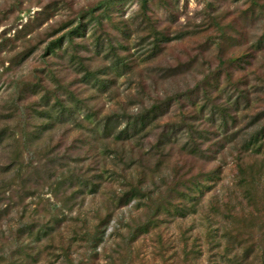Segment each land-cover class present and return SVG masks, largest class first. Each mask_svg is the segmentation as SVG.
Masks as SVG:
<instances>
[{"label":"rangeland","instance_id":"1","mask_svg":"<svg viewBox=\"0 0 264 264\" xmlns=\"http://www.w3.org/2000/svg\"><path fill=\"white\" fill-rule=\"evenodd\" d=\"M0 264H264V0H0Z\"/></svg>","mask_w":264,"mask_h":264}]
</instances>
